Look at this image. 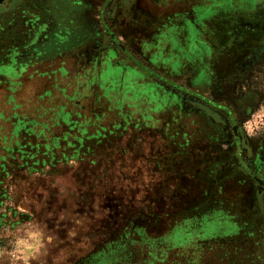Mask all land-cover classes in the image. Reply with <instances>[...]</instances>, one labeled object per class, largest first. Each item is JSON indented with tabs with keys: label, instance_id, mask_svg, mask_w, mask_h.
<instances>
[{
	"label": "rangeland",
	"instance_id": "374dc122",
	"mask_svg": "<svg viewBox=\"0 0 264 264\" xmlns=\"http://www.w3.org/2000/svg\"><path fill=\"white\" fill-rule=\"evenodd\" d=\"M143 6L172 38L156 64L104 17L91 53L0 67V264L29 228V264H264V204L215 209L249 173L264 184V130L241 118L264 105V46L235 61L236 0ZM243 25L246 58L252 11Z\"/></svg>",
	"mask_w": 264,
	"mask_h": 264
},
{
	"label": "crops",
	"instance_id": "0c3cea01",
	"mask_svg": "<svg viewBox=\"0 0 264 264\" xmlns=\"http://www.w3.org/2000/svg\"><path fill=\"white\" fill-rule=\"evenodd\" d=\"M246 1L236 0L238 16L234 21V58L240 67L245 59H252L255 51L264 46V35L254 28V43L258 47L242 58L248 51L243 24L249 12H253V22L264 17L259 6L250 7ZM143 3L144 0H0V67L13 64L30 68L40 60L55 58L61 53L79 56L91 53L92 48L107 39L101 17L103 11V16L114 24L123 43L134 48L135 59H150L156 64L161 53L157 43L163 38L170 42L172 38L169 34L163 38L157 36L153 27L155 22L145 13ZM195 38L198 43H204ZM262 193L254 179L240 183L232 194L216 195L219 203L215 209L223 211V218H226L240 209L239 204L260 202L263 206ZM255 218L256 215L247 219L248 223H253Z\"/></svg>",
	"mask_w": 264,
	"mask_h": 264
},
{
	"label": "clouds",
	"instance_id": "9594fccd",
	"mask_svg": "<svg viewBox=\"0 0 264 264\" xmlns=\"http://www.w3.org/2000/svg\"><path fill=\"white\" fill-rule=\"evenodd\" d=\"M262 116H264V105H261L253 118L246 122V127L248 128L250 135H256L264 130V120L261 119ZM41 235L42 233L39 230L29 228L25 234L15 237L12 241V251L9 254L12 257L13 264H15L16 260H23L24 264H29L28 255L17 254L26 251H38L42 247ZM0 255H2V253H0Z\"/></svg>",
	"mask_w": 264,
	"mask_h": 264
},
{
	"label": "flooded vegetation",
	"instance_id": "af4514ba",
	"mask_svg": "<svg viewBox=\"0 0 264 264\" xmlns=\"http://www.w3.org/2000/svg\"><path fill=\"white\" fill-rule=\"evenodd\" d=\"M108 1H110V0H108ZM105 7H106V5H105ZM110 11H111V10H110V8H109V9H108V12H110ZM103 14H104V11H103V13L101 14L102 19L104 18ZM257 21H259V19H258ZM104 26H106V25H104ZM105 28L108 30V32H109V34L111 35V37L117 42L118 46H122L123 44H121V43L119 42V40L116 38L115 34H114L109 28H107V27H105ZM233 28H234V25H233ZM254 28L257 29V25H254V22H253V30H255ZM257 30H260V29H257ZM253 41H254V37H253ZM145 67H146V66H145ZM149 71L151 72L150 69H149ZM151 73H152V72H151ZM203 99H204V98H203ZM204 100H205V99H204ZM217 106H219V105H217ZM249 175L255 180V182H256V180L258 181V182H256V183L259 185V188H260V190L262 191L263 188H264V187H262V186H264L263 181L260 180V179H257V178L253 175V173H249Z\"/></svg>",
	"mask_w": 264,
	"mask_h": 264
},
{
	"label": "snow or ice",
	"instance_id": "6c2138e0",
	"mask_svg": "<svg viewBox=\"0 0 264 264\" xmlns=\"http://www.w3.org/2000/svg\"><path fill=\"white\" fill-rule=\"evenodd\" d=\"M258 105H253L251 109H249L248 112L241 113L242 119H252L253 113L255 112L256 108H258Z\"/></svg>",
	"mask_w": 264,
	"mask_h": 264
}]
</instances>
